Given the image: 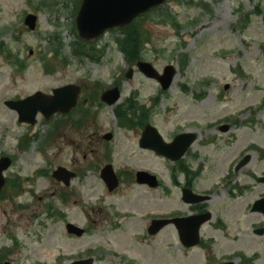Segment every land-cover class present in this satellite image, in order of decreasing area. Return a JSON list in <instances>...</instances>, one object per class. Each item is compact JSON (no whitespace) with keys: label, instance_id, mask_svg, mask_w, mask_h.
Returning a JSON list of instances; mask_svg holds the SVG:
<instances>
[{"label":"rangeland","instance_id":"rangeland-1","mask_svg":"<svg viewBox=\"0 0 264 264\" xmlns=\"http://www.w3.org/2000/svg\"><path fill=\"white\" fill-rule=\"evenodd\" d=\"M79 1L0 0V155L14 161L0 196V263L71 264L92 256L94 264L223 261L221 255L241 238L231 239L217 225H206L205 240L191 250L183 248L171 225L149 236L153 217L179 207L189 210L179 205L180 191L173 184L176 164L139 147V126L149 120L167 138L179 129L199 135L184 160L185 169L193 172L191 181L199 190H215L211 208L223 212L224 226L232 227V234L242 233L245 258H259L248 264H264V236L252 232L264 218L248 210L264 196L258 180L264 175V0H169L164 9L139 20L135 26L146 38L141 59L160 72L167 65L176 67L178 75L167 91L120 51L117 32L99 39L105 54L100 61L80 63L71 57ZM163 10L169 14L166 22L160 17ZM29 13L38 16L35 30L24 23ZM60 46L55 55L52 49ZM132 66L134 76L128 78ZM69 83L84 88V101L90 92L119 84V104L136 97L132 105L142 106V120L123 116L127 123L122 127L115 109L119 104L99 101L64 120L55 116L46 121L40 115L36 125H28L19 123L18 113L4 103ZM86 120L92 128L76 124ZM213 122L216 127L209 128ZM223 122L233 126L230 133L221 131ZM109 131L116 138L99 143L96 134ZM243 155L251 157L250 163L232 170ZM110 162L121 178L112 193L100 176ZM58 166L77 173L71 186L52 178ZM144 169L158 174L162 188L136 182L135 173ZM228 171L231 177L221 180ZM235 207L245 210L243 215L233 213ZM69 221L88 233H67ZM236 221L243 225L235 226Z\"/></svg>","mask_w":264,"mask_h":264},{"label":"water","instance_id":"water-1","mask_svg":"<svg viewBox=\"0 0 264 264\" xmlns=\"http://www.w3.org/2000/svg\"><path fill=\"white\" fill-rule=\"evenodd\" d=\"M165 0H84L80 12L77 16L76 22L78 25V33L81 38L92 41L95 38L100 37L105 33L107 29H113L115 27H125L134 21L138 15L148 12V10L164 4ZM37 16L29 14L26 17L25 24H27L32 30L37 26ZM139 70L146 74L149 78H156L164 89L171 87L173 80L176 76V69L174 66H167L164 70V74L160 75L154 68L152 63L145 61H139ZM133 69L129 71V77H132ZM80 88L76 85H66L62 88L55 89L52 94H47L43 91H39L30 95L25 99L8 100L6 105L17 111L20 114L19 122H25L28 124H36L37 116L43 113L47 119L53 117L55 113L69 112L77 103V97L80 92ZM103 100L107 103L114 104L118 102L121 97V91L119 88L107 90L102 96ZM143 136L141 138V147L148 148L155 152H158L164 157H168L172 160H177L188 151V147L196 141V135L191 132L181 134L176 138L175 143H167L163 140L159 130L154 126L147 125L144 129ZM111 135H109L110 137ZM176 146H179L177 149ZM249 160V159H248ZM244 161L243 165L248 162ZM12 164V158L2 157L0 159V195L1 190L5 186L6 181L4 177V171ZM137 180L141 184H149L152 187L157 186V177L148 173L147 171H139L137 173ZM75 174L70 172L67 168L60 167L55 170L53 177L59 181H64L70 184L71 177ZM106 181L108 187L112 191L118 185V176L115 174L114 169L111 166L106 167L102 171V175ZM264 182V178L260 179ZM184 200L187 203L195 202L194 194L192 192H184ZM253 211L264 213V198L258 199L253 207ZM183 219H169L154 221L150 230L152 234L158 233L163 227L174 223L179 225ZM188 220V219H187ZM207 221L203 219L202 222H197L192 231V241L185 239V244L189 247L199 243L201 224ZM68 232L83 235L84 229L77 227L73 223H69L67 226ZM260 234H264V229L259 230ZM94 258L85 259L82 261H75L72 264H93ZM4 264H10L4 262Z\"/></svg>","mask_w":264,"mask_h":264},{"label":"flooded vegetation","instance_id":"flooded-vegetation-1","mask_svg":"<svg viewBox=\"0 0 264 264\" xmlns=\"http://www.w3.org/2000/svg\"><path fill=\"white\" fill-rule=\"evenodd\" d=\"M166 2H167V0H166ZM155 9L157 11H159L160 7L159 8H155ZM151 10H153V9H150L149 11H151ZM149 11H148V13H149ZM137 19H139V18H137ZM79 86H80V88H82V91L80 93L82 95V94L85 93V91H84V88L81 85H79ZM113 86L120 87L121 88V86H119V84L118 85L115 84ZM107 88H109V87H107ZM105 91H107V89L103 90L101 93H96V94H92L90 92L89 96H87L85 98L86 99L85 101H84L83 98H81V95H80L78 97V99H79L78 104L76 105V107L74 109H72L69 113H64V114L57 113V117H59L60 120H64L63 119L64 117L65 118H69L70 116H73V115L75 116V114L76 113H79L80 111L85 112L86 109L88 108L87 107L88 105L94 106L99 101L102 102L103 104L107 105L102 100V95H103V93ZM135 98L136 97L133 96V97H130L128 100H124L121 104L118 103L119 105L115 109L117 110V114L119 115V117L120 116H126L127 115L128 118H131V117H135L136 116L135 119L142 120L140 118V116L142 115V108H141L142 106L141 107L140 106H137V104H134V103L132 105V102L134 101ZM122 99H123V95H122ZM83 101L85 102L86 105L83 104ZM124 107L127 108V111H122V109L125 110ZM124 118H126V117L118 118L119 124L122 127H126V123H127V120H125ZM56 120H57V118H56ZM60 120H58V121L61 122ZM80 120H81V117H80ZM137 121H139V120H137ZM223 123H225V124H223ZM223 123L222 124L220 123V129H221V131L224 132V133H230L233 130V126L230 125V124H228L227 122H223ZM76 124H80V127H82V128H86V129L87 128H92L90 126V124H89V121H87V120H86V122L76 121ZM148 124L154 125L153 123H151L148 120V122H145L142 127L139 126V129L142 128L141 129L142 130V135H143V132L145 131L144 128ZM216 125L217 124H215L213 122V124L209 128L216 127ZM207 126L208 125L206 124L205 127L208 128ZM187 131H189V130H187ZM187 131H184L182 129H179L175 134L170 135L169 138H167L166 136H164V134H162V135H163L164 139L167 140L169 143H175L176 142V137L178 135L182 134V133L187 132ZM96 135H98L97 136V141L100 140L99 143L100 142H103L105 144H108V143L112 142V140L114 138H116L115 132H112V131L105 132L103 134H100L98 132ZM109 135H111V136L109 137ZM198 137H199V135H197V139H199ZM106 141H107V143H106ZM197 141L198 140H196V142ZM195 143L192 144L188 148V151H186L184 155H182L180 158H177V160L171 161L174 164H176V165L172 166V167H176V168L173 169L174 170L173 184L180 191V200L182 202L180 200H178L179 201V205L182 204L181 206H184V207L186 206L189 210L186 211L182 207H179L178 209L174 210V212H172L171 214L161 215V216H158V217H163V218H169V217H179V218L182 217V218H185V217H189L188 220L187 219L186 220H182L179 225H176L177 234L179 236H181L184 241H185V239L186 240L189 239L190 241H192V231L194 229L195 224L197 222L202 221L203 219H206V218L208 220L202 226L203 228H205L206 225L211 226V228L212 227L214 228V225H217L218 229L220 231H222V230L226 231L227 232V236L230 237L231 239L236 240V239H240L241 238L240 240L236 241V242H238L237 243L238 245L236 247H234L233 249H231L228 253L221 255V259L223 261H221L219 263H217L218 262V260H217L218 258L217 257H218L219 254H216L215 255V253L218 252L217 242H215L214 245H213L214 246L213 249H215L214 250V253H213V256L215 255L214 258L217 261H215L214 264H248V263H251V261H258L259 260L258 257H252V256H249V255L248 256L246 255V258H245V250L243 248L244 245L242 244L243 243L242 233L240 231H237L236 233H233L232 234V227H226V226H224V221H223L224 215H223V212L222 211H219V210H216L215 211L214 209L211 208L212 202L215 201V197H214V194L215 193H213L215 190H212L211 188L210 189H201V190H199L197 188L196 183H193V181H191V174L193 172L185 169V167H186L185 165H187V162H185L184 160L188 157V152L190 151V148L195 145ZM139 144H140V142H139ZM178 147L179 146H176L175 148L177 149ZM246 152H249V151H246ZM159 157H161V156H159ZM245 158H246V156H244V155L242 157H240L239 158V161L237 163H234V165L232 167V170H236L237 172L238 171H241L242 168H239V167L242 165V163L244 162ZM107 165H113V163H111V162L110 163H106V164H104L103 167H105ZM102 168H101V170H102ZM179 174L182 177H179ZM229 177H231V174L228 171V173H226L225 175H223L221 177V180L222 179L223 180H226ZM221 183L222 184L220 185V189L223 186V182H221ZM160 184H161V181H160L159 185ZM218 185H219V183H218ZM158 188H162V185H160V187H158ZM185 189H188V190L190 189V190L194 191L196 194H199L200 195V196H197L195 203L186 204V203L183 202V200H182V198H183L182 193H183V190H185ZM235 190L237 191V188H235ZM235 212L238 213V214L243 215L242 213L245 212V210H242V208L239 209L238 207L237 208L235 207V209L233 210V213H235ZM214 221L217 222V223L216 224H213ZM263 222H260L258 224V227L253 228V230H252L253 234H255L257 236H261V235H258L256 233H258V229L264 227V223ZM242 225H243V222L242 221H236L235 222V226H242ZM203 228H202V230H203ZM216 233H217V236L220 238L219 232H216ZM224 236H225V234H224ZM201 238H202L201 243H203V241L205 240V238L203 237V235L201 236ZM211 238H214V237H211ZM216 238L217 237L215 236L214 240ZM219 238H217V239L219 240ZM217 239H216V241H217Z\"/></svg>","mask_w":264,"mask_h":264},{"label":"trees","instance_id":"trees-1","mask_svg":"<svg viewBox=\"0 0 264 264\" xmlns=\"http://www.w3.org/2000/svg\"><path fill=\"white\" fill-rule=\"evenodd\" d=\"M160 16L162 18V21L166 22L168 19V13L165 10ZM144 30L137 28L135 25L127 26L123 29H118L116 32L118 33V36H116L115 42H117L118 47L122 53H124L128 60L132 62H136L139 59L142 58V47L145 45V40L143 36L145 35ZM53 39H57V35L53 37ZM144 40V41H143ZM99 40L95 42H88L85 40H81L79 36H77L76 40L71 43L69 46L70 49V55L71 57L76 58L80 63L86 60L90 61H100L104 56V51L99 46ZM53 40V44H56ZM58 44V43H57ZM65 48H67L65 46ZM63 49V46L61 47H55L52 49L56 50V54H60V50ZM59 50V51H58Z\"/></svg>","mask_w":264,"mask_h":264}]
</instances>
